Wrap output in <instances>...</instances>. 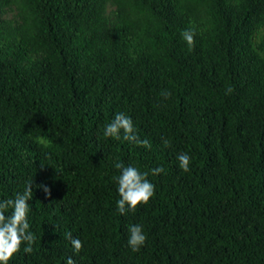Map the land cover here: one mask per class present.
<instances>
[{"label": "trees", "instance_id": "trees-1", "mask_svg": "<svg viewBox=\"0 0 264 264\" xmlns=\"http://www.w3.org/2000/svg\"><path fill=\"white\" fill-rule=\"evenodd\" d=\"M118 113L151 148L104 136ZM117 163L155 185L135 212ZM31 182L8 264H264V0H0V200Z\"/></svg>", "mask_w": 264, "mask_h": 264}, {"label": "clouds", "instance_id": "clouds-1", "mask_svg": "<svg viewBox=\"0 0 264 264\" xmlns=\"http://www.w3.org/2000/svg\"><path fill=\"white\" fill-rule=\"evenodd\" d=\"M194 29H184L181 32L182 38L186 41L189 48L195 46ZM232 89L226 91V95L230 94ZM167 99L170 93H162ZM121 130L123 131V139L134 142L139 146L151 148V143L147 140H141L135 133L134 125L130 117L123 113H118L115 118L105 127L104 136L120 139ZM165 147L169 145L168 140H163ZM190 156L187 153H180L177 156L179 167L181 170L189 171ZM116 168L121 169V173L116 177L117 192L120 199L116 202L117 211L125 214L127 211L135 212L139 204H147L154 195L155 185L148 179L147 172H140L136 167L131 165L123 166L117 163ZM153 175L162 173L163 167H156L151 170ZM32 182L29 183L23 193H17L14 198L0 200V264H8L14 254L20 251L21 244H24L23 251L31 253L32 245L35 243L36 237L30 229L28 222L29 200L32 198ZM42 187L46 195H50V189L45 185ZM130 235L127 240L128 246L133 252L140 250V247L146 241V234L142 230L141 225L129 226ZM67 239L71 242L74 252H79L83 247L81 240L73 238L71 233L66 234ZM65 264H75L72 257L65 260Z\"/></svg>", "mask_w": 264, "mask_h": 264}]
</instances>
